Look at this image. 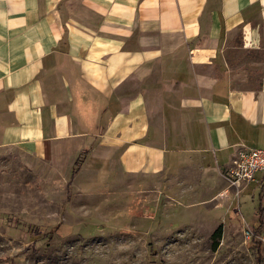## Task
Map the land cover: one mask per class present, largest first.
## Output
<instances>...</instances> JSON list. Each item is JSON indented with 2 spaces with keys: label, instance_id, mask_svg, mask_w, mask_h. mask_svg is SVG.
I'll use <instances>...</instances> for the list:
<instances>
[{
  "label": "crops",
  "instance_id": "obj_1",
  "mask_svg": "<svg viewBox=\"0 0 264 264\" xmlns=\"http://www.w3.org/2000/svg\"><path fill=\"white\" fill-rule=\"evenodd\" d=\"M238 51L262 58L237 69ZM0 148L66 174L89 149L84 193L210 188L264 149V0H0Z\"/></svg>",
  "mask_w": 264,
  "mask_h": 264
},
{
  "label": "rangeland",
  "instance_id": "obj_2",
  "mask_svg": "<svg viewBox=\"0 0 264 264\" xmlns=\"http://www.w3.org/2000/svg\"><path fill=\"white\" fill-rule=\"evenodd\" d=\"M261 58L238 51L235 66ZM78 168L66 174L0 148V264H264V185L257 180L238 191L222 174L208 189L194 176L186 193L135 177L84 193L74 186ZM220 225L222 237L214 239Z\"/></svg>",
  "mask_w": 264,
  "mask_h": 264
},
{
  "label": "built area",
  "instance_id": "obj_3",
  "mask_svg": "<svg viewBox=\"0 0 264 264\" xmlns=\"http://www.w3.org/2000/svg\"><path fill=\"white\" fill-rule=\"evenodd\" d=\"M258 174L264 175V149L256 148L239 150L222 176L231 189L240 191L254 183Z\"/></svg>",
  "mask_w": 264,
  "mask_h": 264
},
{
  "label": "trees",
  "instance_id": "obj_4",
  "mask_svg": "<svg viewBox=\"0 0 264 264\" xmlns=\"http://www.w3.org/2000/svg\"><path fill=\"white\" fill-rule=\"evenodd\" d=\"M88 153H89V149H84V150L82 151V153L80 154L79 159H78V162H77L76 165H79V166H80V163L83 161V158H84L86 155H88ZM78 170H79V168H78ZM78 170H74V171H73V175H72L73 177L75 176V174L77 173ZM263 216H264V209H263V207H262V205H261V209H260V213H259V221H260L259 226H260V227L263 225ZM260 227H259V228H260ZM222 229H223V226L220 225V226L218 227L217 231L213 234V238H214V239H220V238L222 237Z\"/></svg>",
  "mask_w": 264,
  "mask_h": 264
}]
</instances>
